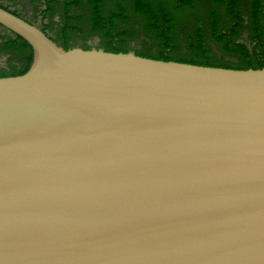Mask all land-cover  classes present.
Returning a JSON list of instances; mask_svg holds the SVG:
<instances>
[{"label": "water", "instance_id": "water-1", "mask_svg": "<svg viewBox=\"0 0 264 264\" xmlns=\"http://www.w3.org/2000/svg\"><path fill=\"white\" fill-rule=\"evenodd\" d=\"M0 77V264H264V68L64 49Z\"/></svg>", "mask_w": 264, "mask_h": 264}, {"label": "trees", "instance_id": "trees-1", "mask_svg": "<svg viewBox=\"0 0 264 264\" xmlns=\"http://www.w3.org/2000/svg\"><path fill=\"white\" fill-rule=\"evenodd\" d=\"M53 2L55 0H52ZM105 0H89L90 6V30L102 35L104 43L102 48L110 52H128L160 60H174L192 64L219 66L225 68L247 69L264 68V0H253L251 19L252 27L251 40L254 44H247L246 41H239L237 37L240 30L247 23L243 12L239 9L242 0H213L218 4L226 3L227 15L229 17L226 24L213 12L209 15L212 20L209 25V33L216 41H222L224 48L229 52L239 53L247 60L236 63L226 60L223 57L215 56L212 45L205 37L203 24L183 20L179 17L180 13H188V10L198 8L197 0H130L129 3L118 1L115 6L106 7ZM81 0H62L61 1V23L58 27L57 37L48 33L52 22L42 24L40 27L52 40L61 45L64 49L77 46L74 42L76 31L83 32L77 21L81 15L76 13L72 7L81 3ZM49 10L51 6H48ZM143 18L148 34L155 33L158 41L155 52L144 48L129 47L128 42L137 36L138 24ZM141 24V23H140ZM91 32V33H92ZM184 35V36H183ZM183 40L189 49L195 50L200 56L187 57L179 55L176 51L183 46ZM58 40H61L59 42ZM251 41V42H252ZM5 49L17 48L24 51L22 65H12L10 68H0V77L14 76L25 73L31 65L33 50L30 44L21 36L15 34V38H8L3 44ZM83 49H90L91 46L83 43ZM100 48V47H96Z\"/></svg>", "mask_w": 264, "mask_h": 264}, {"label": "rangeland", "instance_id": "rangeland-1", "mask_svg": "<svg viewBox=\"0 0 264 264\" xmlns=\"http://www.w3.org/2000/svg\"><path fill=\"white\" fill-rule=\"evenodd\" d=\"M19 3L23 4L26 7L30 6V0H16ZM61 1L62 0H55L52 3L51 11H49L50 19L48 22H52V25L47 30L50 35L53 37H57L58 27L61 23ZM81 3H78L76 6L72 7V9L81 15L79 21L77 23L83 27V32H78L74 34V42L77 46H80L83 43L88 45H95L96 47L102 48V44L104 43V39L101 34L97 32H92L90 30V6L89 0H81ZM118 1H123L124 3H129L130 0H105V6L108 8L110 6H115V3ZM199 2L198 8L188 10V13H180L179 17L183 20L197 22L204 28V35L209 40L212 45V53L215 56L223 57L226 60H230L236 63L244 62L247 60L245 57L241 56L239 53L229 52L224 48V43L222 41H216L211 35L209 31V23L212 20V16L209 15L210 13H215L219 20H221L222 24H226L229 17L227 15L226 10V3L218 4L213 0H197ZM253 7V0H242L239 4V9L243 12V16L246 18L247 23L245 26L240 30L237 40L239 41H246L247 44H254L251 40V33L252 27L250 26V19ZM53 18L55 20H53ZM140 20L138 24L135 22L133 24L134 27L137 28L136 34L137 36L132 38L128 45L129 47H137V48H144L146 50H150L151 52H155L157 49L158 41L155 39V33L148 34V29H146L145 21L143 18H137ZM38 25V24H37ZM92 32V33H91ZM184 36V35H183ZM182 36V43L183 46L179 48L176 53L179 55H186L187 57L193 56H200L195 50L189 49L188 45L183 40ZM61 42V40H58ZM252 41V42H251ZM24 51L17 48L13 49H4L0 50V68L5 67L10 68L12 65H22V56ZM264 60V56L262 57Z\"/></svg>", "mask_w": 264, "mask_h": 264}, {"label": "flooded vegetation", "instance_id": "flooded-vegetation-1", "mask_svg": "<svg viewBox=\"0 0 264 264\" xmlns=\"http://www.w3.org/2000/svg\"><path fill=\"white\" fill-rule=\"evenodd\" d=\"M52 0H30V6L26 7L16 0H0V6L14 13L15 15L25 19L26 21L42 27L50 19L49 11L52 6ZM53 20H55L53 18ZM43 24V25H42ZM15 38V33L0 25V50H4L3 44L8 41V38ZM96 47L95 45H90ZM5 68V67H3Z\"/></svg>", "mask_w": 264, "mask_h": 264}]
</instances>
